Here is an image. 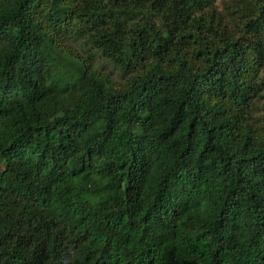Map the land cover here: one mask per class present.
<instances>
[{"label":"trees","instance_id":"trees-1","mask_svg":"<svg viewBox=\"0 0 264 264\" xmlns=\"http://www.w3.org/2000/svg\"><path fill=\"white\" fill-rule=\"evenodd\" d=\"M261 87L264 0H0V264H264Z\"/></svg>","mask_w":264,"mask_h":264},{"label":"rangeland","instance_id":"rangeland-1","mask_svg":"<svg viewBox=\"0 0 264 264\" xmlns=\"http://www.w3.org/2000/svg\"><path fill=\"white\" fill-rule=\"evenodd\" d=\"M75 49L85 56V54H89L90 52L86 50V47L83 44H71ZM92 64L99 69L102 73L108 74L111 78L116 79L118 77V71L115 70L109 62H105L104 60L96 62L92 61ZM252 113L254 116L264 113V87L260 88V91L255 95V99L252 103Z\"/></svg>","mask_w":264,"mask_h":264}]
</instances>
